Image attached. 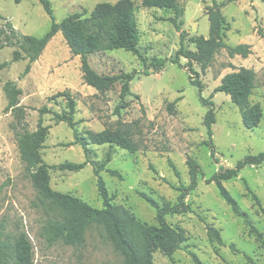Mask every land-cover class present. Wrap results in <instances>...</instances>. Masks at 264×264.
<instances>
[{"label": "rangeland", "instance_id": "rangeland-1", "mask_svg": "<svg viewBox=\"0 0 264 264\" xmlns=\"http://www.w3.org/2000/svg\"><path fill=\"white\" fill-rule=\"evenodd\" d=\"M51 2L55 18L60 22L68 14L84 9L89 16L96 4L116 0ZM134 2L141 32L139 49L145 61L124 48L99 51L89 56L92 67L101 74L138 72L131 82V94L124 99L120 97L121 81L108 91H98L84 82L81 57L73 55L61 32L50 40L26 76L21 77V74L28 59L0 69V232L10 241L25 232L33 245L34 264L123 262V257L96 228L87 232L81 245L49 241L44 227L50 214L35 204L39 193L25 171L16 132L24 127L36 130L42 118L43 123L50 126L41 152L44 161L51 165V187L79 196L95 207H103L91 163L79 171L60 170L57 165L67 161L83 162L87 157L102 161L110 146L92 144L87 154L74 142V129L67 122H57L53 113H40L44 105L62 112L67 108V100L58 93L70 91L77 101L75 117L79 132H97L123 124L140 145L136 152L113 148V159L101 174L110 195H115L114 203L123 204L141 221L158 224L155 208L140 192H146L160 202L175 203L179 194L175 187L190 183L187 158L193 157L202 168L197 188L185 199L190 210L166 215L169 223L186 230L183 247L172 256L156 251V264H196L193 255L204 264H253L248 257L256 264H264V244L257 234L258 231L264 239V163L248 165L236 177L223 180L242 210L249 214L257 231L235 214L221 196L217 184L207 181L220 169L234 168L245 156L264 151V0H234L222 8L225 24L230 26L226 42L232 46L248 43L251 53L247 57L231 56L226 48H222L205 69L193 62L196 73L191 74L203 83L202 93L190 82L186 70L188 59L181 57L184 67L172 60L180 48L181 33L185 48L192 51L197 50L195 38L209 37L210 20L206 8L212 6L214 0H178V14L173 10L145 7L143 0ZM172 18L181 23L182 32ZM8 21L21 33L38 37L44 36L52 25V18L40 0H21L19 3L0 0V26H5ZM17 48L1 49L0 63L11 61ZM154 57L166 59L158 72L150 66ZM241 66L255 70L257 75L250 100L260 106L262 118L253 129L245 127L240 109L231 96L216 91L224 75ZM7 80H15L23 89L21 103L26 106V115L21 122L11 111L5 110L8 100L3 84ZM200 94L214 102V154L205 143L210 140L204 124L208 106L203 104ZM117 106H120L119 112ZM108 169L120 170L124 179L112 175ZM247 185L257 195L259 203ZM210 227L219 233L221 242L210 234Z\"/></svg>", "mask_w": 264, "mask_h": 264}, {"label": "trees", "instance_id": "trees-1", "mask_svg": "<svg viewBox=\"0 0 264 264\" xmlns=\"http://www.w3.org/2000/svg\"><path fill=\"white\" fill-rule=\"evenodd\" d=\"M15 1L21 2V0ZM231 1L234 0H224L222 3L214 0L213 5L206 8L210 20L209 37L199 36L194 39L196 51L185 48L183 33H181V45L172 61L184 67L180 59L181 57L188 59V69L186 70L189 72L190 82L198 86L200 93L203 91V83L191 74L196 73L192 66L193 62L205 69L213 63L216 53L222 48H226L231 56L238 54L247 57L251 53L250 44L239 43L232 46L225 40L230 26L225 24L226 19L222 8ZM40 2L52 18L50 30L44 36L38 37L21 33L10 21L5 26H0V50L7 46L18 47L14 51L11 61L0 63V69L9 66L12 62L28 59V63L21 74V77L26 76L31 71L32 63L38 60L50 40L61 32L73 55L81 57V71L86 84L98 91H108L118 81H121L120 97L124 99L131 94V82L138 74L137 71L120 72L113 75L101 74L92 67L89 56L99 51L124 48L134 52L142 61H145L139 49L141 32L134 0L100 2L96 4L89 16H86L87 9H84L81 12L75 11L68 14L60 22L55 18L51 0H40ZM143 5L162 8L167 11L173 10L176 14L179 12L178 0H143ZM171 20L176 28L182 32L181 23H178L175 18ZM165 61L164 58L154 57L150 66H153L155 72H158ZM256 80L255 70L241 66L224 75L220 85L216 87V91H222L231 96L232 101L239 107L244 125L248 129L257 127L262 118L260 106L252 104L250 100L256 86ZM3 90L8 100L5 110L11 111L19 122L23 121L26 115V106L21 103L23 89L15 80H7L3 84ZM58 94L66 98L67 108L62 112H57L44 105L40 108V113H53L57 122H67L74 129V142L80 144L87 154L91 150L92 144H108L110 149L102 161L90 160L87 157V160L83 162L67 161L57 165L60 170L70 171H79L89 163L93 165L97 176L99 196L103 201V207L99 208L79 196L64 193L51 187V165L44 161L41 152L45 146L50 126L45 125L42 118L36 130L31 131L24 127L22 131L16 132L25 171L39 193L38 201L35 204L43 207L50 214L44 227V233L48 240H61L66 244L77 246L85 242L86 234L90 229L96 228L113 246L114 251L123 257L122 264H156L154 260L156 251L172 256L183 247L186 240V230L181 226H173L166 219V215L182 214L190 210L191 207L185 199L190 191L198 186L199 174L202 172L199 162L193 157L187 158L190 183L175 187L179 191L175 203L166 200L160 202L152 195L140 192L141 196L155 208L158 224L141 221L123 204L114 203L115 195H110L101 174L102 171L107 170L108 163L113 159V148L120 147L130 152H136L140 149L132 131L122 124L116 128L107 127L97 132L92 130L79 132L76 128L79 122L75 117L77 112L75 97L70 91H62ZM136 97L140 98L139 95ZM200 98L203 104L208 106L204 124L207 127L210 140L205 141V143L210 146L214 154L215 145L212 141L213 125L216 122L214 102L203 97L202 94H200ZM119 107L116 108L117 112L120 111ZM262 163H264V151L249 154L240 160L234 168L220 169L213 177L207 179L208 182L214 181L217 184L221 196L231 206L235 214L243 217L245 222L255 231L257 229L254 227L249 214L242 210L239 202L223 184V180L236 177L248 165L257 166ZM171 164L175 167L172 161ZM108 171L112 175L124 179L120 170L108 169ZM248 190L259 203V198L249 186ZM210 234L221 242L219 233L213 227H210ZM257 234L259 240L264 244L262 235L258 231ZM193 258L196 264H204L195 255ZM248 258L253 264H256L251 257ZM0 264H34L33 245L25 232L14 241L5 238L4 234L0 232Z\"/></svg>", "mask_w": 264, "mask_h": 264}]
</instances>
